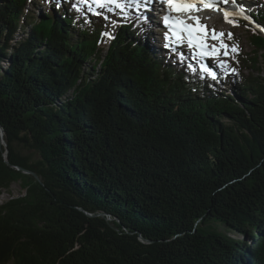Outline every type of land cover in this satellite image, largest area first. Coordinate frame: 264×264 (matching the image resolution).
I'll list each match as a JSON object with an SVG mask.
<instances>
[{
    "label": "trees",
    "instance_id": "1",
    "mask_svg": "<svg viewBox=\"0 0 264 264\" xmlns=\"http://www.w3.org/2000/svg\"><path fill=\"white\" fill-rule=\"evenodd\" d=\"M39 1L0 0V264H264V36L201 79L137 14Z\"/></svg>",
    "mask_w": 264,
    "mask_h": 264
},
{
    "label": "snow or ice",
    "instance_id": "2",
    "mask_svg": "<svg viewBox=\"0 0 264 264\" xmlns=\"http://www.w3.org/2000/svg\"><path fill=\"white\" fill-rule=\"evenodd\" d=\"M83 2L88 7V11L93 10V3L97 8L106 9V11L109 13L114 11V9L111 7L113 4L115 5V10H118L120 13H124L126 8H132L137 13L134 22H139L142 27L151 25V19L147 13L151 11L149 6L153 4L154 0H106V2L105 0H83ZM160 2L165 3L168 6V12L163 15V23L169 29V31L165 33V40L168 41V43H166L164 46L165 48L170 49V51L177 56L178 63H183L187 56L186 53L179 51V48L177 47L184 43L182 39L184 34H186L188 37V47L198 49V52L192 57V59L214 55L218 56L219 54H222L224 57H231L234 59V54H238V44H229L226 42L233 39V34L231 32L225 34L223 32H217L214 28L211 29V39L219 41V44L213 45L211 51H209L207 45L199 42V33L207 29L206 25H201L199 23V17H189L194 21V23L189 24L184 20L173 17L171 13L173 11H200L201 8L197 7V3L199 2L203 8H212L216 11H223L225 22L231 23L234 27H238V21L230 19L231 16L240 15L243 19L251 21V17L245 14V9L242 5L238 6L237 12H229L228 10L218 6L220 4L227 3V0H160ZM106 3L108 5L107 7ZM73 8L78 12L81 11L79 0H77L76 3H73ZM95 14L103 15L102 12H96ZM104 18L106 20L110 19L108 16H105ZM121 19L127 21L129 19V14H124ZM120 22L121 20L115 21V23ZM257 27H260V30L264 31V26L257 25ZM105 35H107V33H105ZM173 38H175V45L177 46L173 45ZM185 67L193 74L197 72V68L193 67L191 63L186 64ZM216 67L223 69L224 71L230 70L233 74L236 73V69L230 68V64L227 60H220ZM199 70L201 72V79H204L206 75L212 80H217L216 71H214L213 68L209 67L207 64L201 63L199 65Z\"/></svg>",
    "mask_w": 264,
    "mask_h": 264
},
{
    "label": "rangeland",
    "instance_id": "3",
    "mask_svg": "<svg viewBox=\"0 0 264 264\" xmlns=\"http://www.w3.org/2000/svg\"><path fill=\"white\" fill-rule=\"evenodd\" d=\"M44 1L48 2L49 0H40L39 2H37L36 5L33 8V14L35 15H39L40 11H44L46 8ZM252 3L254 5L251 6V11H256L257 9H263L264 10V0H253ZM41 4V5H40ZM207 9V10H206ZM206 11H214V15L216 16L215 12L216 10H213L212 8H205ZM125 14H132V12L128 9V10H124ZM134 13V12H133ZM206 17V15H205ZM120 18V19H119ZM154 19L156 21V17L154 15ZM116 20H121L120 23H113V28H115L118 24L123 23L124 21H122L121 17L116 16L115 19ZM158 22H160L159 19H157ZM254 22V23H253ZM204 23L208 28L209 31V38H208V50L211 51L212 46L213 45H218L219 41L217 40H213L211 39V29H215L217 32H223L225 34L231 32L233 34V39L231 41H226L229 44H238L239 47V52L238 54H234L235 58L232 59L231 57H224L222 54H219L218 56H220V58L217 59V62L215 63L214 61H209L205 58H201V59H196V63L197 64H207L209 67L213 68V70H215V67L220 60H227L230 64V68H235L240 66V60L244 59V60H249L250 58L247 56L249 54H253V48L251 46V38L252 36H256V35H263L264 36V31L260 30V27H257V25H260L259 23L255 22L252 18L251 21H249L248 24H239L238 27H234L231 23H227L221 20H212L211 18H204ZM230 27V28H229ZM155 33L153 34V39L154 41L159 45V41H160V35L158 34V30L157 28H155ZM151 32V31H149ZM166 33V32H165ZM18 38H21V36H19ZM103 50L104 52H106L108 50V43L105 42L103 44ZM102 50V51H103ZM180 51L186 53L189 52L192 56H195L197 52L193 51V50H188V49H179ZM157 51H159V49H157ZM103 54V53H102ZM211 58L215 59L217 58L216 55L211 56ZM96 59V58H94ZM259 61L263 62V58H259ZM95 62V60H94ZM93 62V63H94ZM212 64H214L215 66H213ZM246 64L245 62H242L241 65ZM198 65V66H199ZM254 67L259 68V70H254L252 68H247L244 71L245 76L246 75H254L256 77H264V66L262 65H256ZM220 71H222L224 74H233L230 70L229 71H224L223 69L218 68ZM236 74V73H235ZM228 86V85H226ZM225 86V87H226ZM22 194V184L21 183H16L13 184L12 187L10 188V190L4 191L3 194L0 196V205H2L4 202L12 199V198H16L21 196Z\"/></svg>",
    "mask_w": 264,
    "mask_h": 264
},
{
    "label": "bare ground",
    "instance_id": "4",
    "mask_svg": "<svg viewBox=\"0 0 264 264\" xmlns=\"http://www.w3.org/2000/svg\"><path fill=\"white\" fill-rule=\"evenodd\" d=\"M252 1L253 0H237V6H240V5H242L243 7H244V9H245V13H250V11H251V6L252 5H254L253 3H252ZM198 5H197V7H200L201 8V10L200 11H191V14H192V16H196V17H199L200 18V20H199V23L200 22H203L204 23V21L202 20V18L203 17H205V15H206V17L207 18H211L212 20H214V19H216V20H220L221 18H219L218 16H215L214 15V11H206L205 10V8H203L202 7V5L201 4H199V3H197ZM95 5V4H94ZM221 5V4H220ZM219 5V6H220ZM165 7L166 6H161V8H159V6L156 4V2L152 5V11H156V12H158V14L160 15V14H162L164 11H165ZM132 10H134V9H132ZM131 10V11H132ZM136 12V11H135ZM162 12V13H161ZM150 13V12H149ZM173 13H175V11H173ZM176 13H177V15H179V16H175V17H177L178 19H180V14H179V12H177L176 11ZM191 14H189V16L191 15ZM252 14V13H251ZM149 15V17H150V19H151V22H152V24H153V26H156L159 22L157 21V19H159V17L158 16H156V14L155 13H150V14H148ZM154 15H155V17H156V21H155V19H154ZM189 24H190V22H189ZM203 25V24H202ZM227 25H228V23H227ZM230 28V27H229ZM149 30L150 31H152V29L151 28H149ZM208 31H204V34L205 33H207ZM203 34V35H204ZM200 36L201 35H199V42H201L202 44H205L206 45V38H200ZM110 38V37H109Z\"/></svg>",
    "mask_w": 264,
    "mask_h": 264
},
{
    "label": "water",
    "instance_id": "5",
    "mask_svg": "<svg viewBox=\"0 0 264 264\" xmlns=\"http://www.w3.org/2000/svg\"><path fill=\"white\" fill-rule=\"evenodd\" d=\"M0 139L2 140L3 144L5 145L4 132H3V130L1 128H0ZM20 170H22L24 173L33 174L35 177H37L35 173L28 172V171L23 170V169H20Z\"/></svg>",
    "mask_w": 264,
    "mask_h": 264
}]
</instances>
